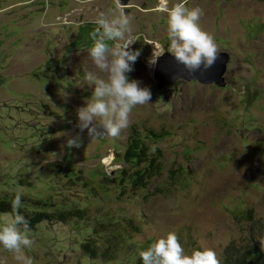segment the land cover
<instances>
[{
  "label": "rangeland",
  "instance_id": "374dc122",
  "mask_svg": "<svg viewBox=\"0 0 264 264\" xmlns=\"http://www.w3.org/2000/svg\"><path fill=\"white\" fill-rule=\"evenodd\" d=\"M166 3L203 10L201 28L232 57L227 86L179 81L160 90L151 60L169 51L164 0H131L124 6L136 40L130 50L140 55L127 76L147 87L151 100L134 107L119 137L92 139L77 127L76 110L92 94L85 74L103 75L89 56L91 34L101 14L118 12L115 0H0V199L13 201L19 192L30 204L52 200L89 215L30 228L34 243L24 252L34 264H134L140 253L134 248L120 247L115 262L82 251L93 230L110 231L100 225L103 216L123 222H106L112 228L137 225L138 232H129L135 248L174 232L186 255L211 248L220 263L232 246L242 250L254 236L264 264V0ZM133 125L166 131L153 145L163 153V177L187 170L166 195L155 192L162 179L134 195L122 194L112 180ZM77 135L80 147L67 148ZM104 181L107 193L99 186ZM5 223L0 214V227ZM0 264H17L2 246Z\"/></svg>",
  "mask_w": 264,
  "mask_h": 264
},
{
  "label": "clouds",
  "instance_id": "9594fccd",
  "mask_svg": "<svg viewBox=\"0 0 264 264\" xmlns=\"http://www.w3.org/2000/svg\"><path fill=\"white\" fill-rule=\"evenodd\" d=\"M115 2L118 12L111 16L101 14L96 20L97 28L91 34L93 45L89 56L103 75L95 72L85 74L92 85V94L84 106L76 110L77 127L80 131L86 129L92 139L119 137L128 127L134 107L149 104L151 100L150 90L140 87L138 81L129 80L127 76L133 71L132 65L140 52L130 50L136 41L132 37V17L125 14L120 0ZM163 10L168 18V53L175 62L182 65L189 76L197 70L211 68L220 51L213 36L200 26L203 10L199 7L189 9L184 3H177L171 8L165 6ZM108 42H113L114 46ZM156 47L162 49V45L157 44ZM164 53L160 51L151 63L155 64ZM64 135L67 134L56 133L57 137ZM66 147L79 148V136L68 138ZM150 152H155V146L150 148ZM21 202V193L18 192L11 203V212L3 214L6 223L0 227V246L13 254L17 264H34L24 252L34 241L29 238V221L20 212ZM139 256L143 264H220L217 253L211 248L194 250L190 256L186 255L174 232L156 240Z\"/></svg>",
  "mask_w": 264,
  "mask_h": 264
},
{
  "label": "trees",
  "instance_id": "16d2710c",
  "mask_svg": "<svg viewBox=\"0 0 264 264\" xmlns=\"http://www.w3.org/2000/svg\"><path fill=\"white\" fill-rule=\"evenodd\" d=\"M132 133L127 141L125 150L119 154L116 158L123 164L121 169L114 171L113 181L119 187L120 192L123 194L134 195L137 191L147 189L156 182L158 179H162L156 186L155 192L157 194L166 195L170 188L174 186L176 180L179 177H185L187 170L184 167H179L177 170H170L166 177L164 173L167 171L166 165L163 164L162 150L155 146V152H150V148L157 142L162 141L165 138L166 131L154 132L144 131L139 129L137 125L131 127ZM97 172H92L91 176L96 177ZM72 176H69L71 179ZM104 180L109 179L107 175H104ZM100 188L104 193H107L105 189V181L100 183ZM12 200L8 198L0 199V214L11 212ZM29 205H25V204ZM20 212L29 221V228H35L43 222H68L72 219L84 220L88 218L87 210L80 209L73 205H58L52 200H35L27 203L22 201ZM250 217V212H248ZM103 221H100L102 228L108 226L110 231L93 230L92 238L86 239L81 245L82 251L86 256L93 260L102 258L104 261L115 262L118 260L117 253L120 247L132 249L137 252L146 250L152 243L140 247H134L135 243L131 241L129 235L130 231L138 232L139 228L134 225L132 221H129L127 229H121L120 227H110L106 222L110 224H118L121 226L122 221H113L111 217H102ZM99 216L96 217V220ZM108 233L110 235H108ZM104 234L103 245H100L98 241L99 235ZM253 243L245 246L242 250L235 249L232 246L227 253L226 257L220 264H262V249L263 245L260 242H255L254 236H252ZM115 243L113 244V242ZM113 244V245H111ZM262 247V248H261ZM134 264H143L140 256L137 257Z\"/></svg>",
  "mask_w": 264,
  "mask_h": 264
},
{
  "label": "water",
  "instance_id": "95a60500",
  "mask_svg": "<svg viewBox=\"0 0 264 264\" xmlns=\"http://www.w3.org/2000/svg\"><path fill=\"white\" fill-rule=\"evenodd\" d=\"M131 0H122V6H128ZM231 54L220 52L216 63L207 70H197L191 76L186 73L183 66L176 63L170 53L166 52L156 60L154 79L158 81L160 90L173 86L179 81H197L204 85H217L226 87V74L231 61Z\"/></svg>",
  "mask_w": 264,
  "mask_h": 264
},
{
  "label": "bare ground",
  "instance_id": "6f19581e",
  "mask_svg": "<svg viewBox=\"0 0 264 264\" xmlns=\"http://www.w3.org/2000/svg\"><path fill=\"white\" fill-rule=\"evenodd\" d=\"M164 5L167 6L166 0H164ZM163 9H164V8H162V10H163ZM152 66H153V65H152Z\"/></svg>",
  "mask_w": 264,
  "mask_h": 264
}]
</instances>
